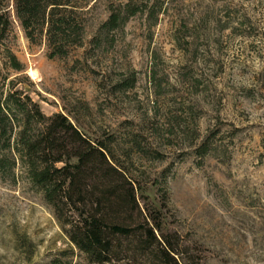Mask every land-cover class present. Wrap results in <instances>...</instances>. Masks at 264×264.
<instances>
[{
  "label": "rangeland",
  "instance_id": "1",
  "mask_svg": "<svg viewBox=\"0 0 264 264\" xmlns=\"http://www.w3.org/2000/svg\"><path fill=\"white\" fill-rule=\"evenodd\" d=\"M115 8L123 22L102 28ZM8 9L0 264H100L69 240L17 159L13 99L26 96L103 141L195 263L264 264V0H86L82 43L63 56L50 55L44 34L27 38L13 0ZM160 256L119 254L120 264Z\"/></svg>",
  "mask_w": 264,
  "mask_h": 264
},
{
  "label": "trees",
  "instance_id": "2",
  "mask_svg": "<svg viewBox=\"0 0 264 264\" xmlns=\"http://www.w3.org/2000/svg\"><path fill=\"white\" fill-rule=\"evenodd\" d=\"M85 4L86 0H13L27 38L35 41L44 34L51 56H63L69 47L81 45ZM8 6L9 0H0V38L11 25ZM124 18L112 9L101 27L114 29ZM13 102L22 114L17 159L64 233L89 260L120 264L123 250L153 249L161 255L159 264H197L177 232L165 233L152 221L139 201L140 187L103 141L90 138L61 112L45 115L29 96Z\"/></svg>",
  "mask_w": 264,
  "mask_h": 264
}]
</instances>
